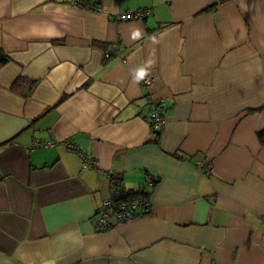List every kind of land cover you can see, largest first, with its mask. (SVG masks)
I'll list each match as a JSON object with an SVG mask.
<instances>
[{
    "label": "crops",
    "instance_id": "0c3cea01",
    "mask_svg": "<svg viewBox=\"0 0 264 264\" xmlns=\"http://www.w3.org/2000/svg\"><path fill=\"white\" fill-rule=\"evenodd\" d=\"M72 1L0 0V264H264V0ZM109 173L156 183L97 230Z\"/></svg>",
    "mask_w": 264,
    "mask_h": 264
},
{
    "label": "built area",
    "instance_id": "2783aa9c",
    "mask_svg": "<svg viewBox=\"0 0 264 264\" xmlns=\"http://www.w3.org/2000/svg\"><path fill=\"white\" fill-rule=\"evenodd\" d=\"M72 4L78 7H85L90 11L99 13L101 7L96 2L91 0H74ZM151 13V8L141 7L133 10H126L119 13L115 18L116 20H141L147 17ZM111 55V52H105V56ZM125 61V58L122 59ZM154 83V77L151 75H145L141 78L140 84L147 88H150ZM166 107L163 99L151 98L149 100V112L147 118L151 127L153 138L160 137V133L165 124ZM57 144H63L67 151L77 152L81 156V166L87 168L91 165H95L96 161L93 158L87 157L78 148L64 140V141H32V147L50 148ZM109 196L103 199L100 205L96 209L97 219L96 228L100 230L102 228L110 227L113 224H120L130 221L135 213L144 212L149 209V201L145 199L143 195L125 196L121 189L120 182L115 179L113 173H109ZM154 178L150 175L146 176L143 182L141 190H148L154 184Z\"/></svg>",
    "mask_w": 264,
    "mask_h": 264
},
{
    "label": "trees",
    "instance_id": "16d2710c",
    "mask_svg": "<svg viewBox=\"0 0 264 264\" xmlns=\"http://www.w3.org/2000/svg\"><path fill=\"white\" fill-rule=\"evenodd\" d=\"M8 61V57L6 56V54H4L3 52L0 51V66H2L3 64H5ZM25 83L27 82L26 80L22 79ZM28 84H32V82H28ZM32 86V85H30ZM16 87V84H15ZM258 137L259 139H261V141H264V131H259L258 132ZM154 142L158 143L159 139L158 138H153L152 139ZM154 183H156V181L154 180ZM155 185V184H153ZM121 189L123 190L125 196H136V195H143L145 197V199H148L149 201V191L148 190H132V189H125L122 187V185L120 184ZM150 202V201H149ZM145 213L148 212V210L144 211Z\"/></svg>",
    "mask_w": 264,
    "mask_h": 264
}]
</instances>
